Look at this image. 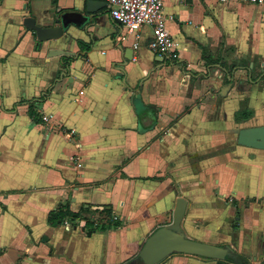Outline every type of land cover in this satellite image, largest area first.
I'll return each instance as SVG.
<instances>
[{"label":"crops","instance_id":"crops-1","mask_svg":"<svg viewBox=\"0 0 264 264\" xmlns=\"http://www.w3.org/2000/svg\"><path fill=\"white\" fill-rule=\"evenodd\" d=\"M85 2L0 0V264H141L179 196L187 237L259 264L264 150L236 135L264 124V6L164 0L170 61L148 48L149 26L137 38ZM67 13L53 41L23 23ZM60 207L72 214L51 222ZM218 261L236 264L184 253L159 264Z\"/></svg>","mask_w":264,"mask_h":264},{"label":"water","instance_id":"water-1","mask_svg":"<svg viewBox=\"0 0 264 264\" xmlns=\"http://www.w3.org/2000/svg\"><path fill=\"white\" fill-rule=\"evenodd\" d=\"M102 5H106V2L86 0L85 12L93 15ZM68 15L70 14H62L54 18L51 26H41L31 16L25 17L23 23L34 31L35 38L39 42L53 41L59 39L64 29L67 28ZM52 51L56 55L64 54V51L59 49ZM236 143L241 146L264 150V124L238 129ZM186 203V200L179 196L173 209L171 223L156 228L143 241L137 256L141 264H159L173 253L196 255L214 260H226L227 258L237 260L233 249L227 244L219 245L186 236L181 226ZM253 260H258L259 264H264V255L260 254L254 257Z\"/></svg>","mask_w":264,"mask_h":264},{"label":"built area","instance_id":"built-area-1","mask_svg":"<svg viewBox=\"0 0 264 264\" xmlns=\"http://www.w3.org/2000/svg\"><path fill=\"white\" fill-rule=\"evenodd\" d=\"M105 1L110 17L127 31L135 32L149 26L151 35L147 46L159 56L176 61V43L166 28L167 16L163 12L164 0H102ZM264 6V0H235ZM136 46V45H135ZM50 117L43 115L42 119ZM117 218V216H114Z\"/></svg>","mask_w":264,"mask_h":264},{"label":"trees","instance_id":"trees-1","mask_svg":"<svg viewBox=\"0 0 264 264\" xmlns=\"http://www.w3.org/2000/svg\"><path fill=\"white\" fill-rule=\"evenodd\" d=\"M78 43H79L80 46H82V47L84 46L86 50H88L89 47H90L88 44L83 45L81 42H78ZM203 57H206L205 51H203ZM71 58L72 57H70V56H63L62 57L63 64H64L65 67L68 66L69 61H70ZM42 99H43V97H41V99H39V100L35 99V100L29 102L30 114L31 115H33V116L35 115L34 110L31 109V108L32 107H37L38 105H40ZM106 209L108 210L109 208L106 207ZM70 213L72 214V212L69 211L68 209H64V208L60 207V208H58L56 210V213L54 212V214L52 213V215H50L49 220L51 222H59V221H61V218H62L63 215L70 214ZM227 260L230 261V262H235L236 264H249V261L244 259L243 256H237V260H233V259H230V258H227ZM218 262L220 264H224V262H222V261H218Z\"/></svg>","mask_w":264,"mask_h":264},{"label":"rangeland","instance_id":"rangeland-1","mask_svg":"<svg viewBox=\"0 0 264 264\" xmlns=\"http://www.w3.org/2000/svg\"><path fill=\"white\" fill-rule=\"evenodd\" d=\"M254 49L253 48H249V52L244 56V63L243 65H247L248 62H250V60H253V57L257 56V54H255L254 52ZM238 62L237 61V65H238ZM235 64H233L232 66H234ZM261 71L258 69V66H257V71L255 70V67H254V70L251 72V77H256Z\"/></svg>","mask_w":264,"mask_h":264}]
</instances>
